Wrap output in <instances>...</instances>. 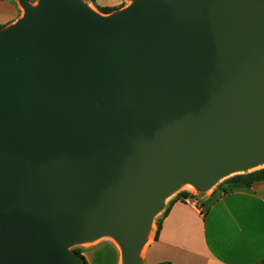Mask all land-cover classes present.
I'll list each match as a JSON object with an SVG mask.
<instances>
[{"label":"water","instance_id":"95a60500","mask_svg":"<svg viewBox=\"0 0 264 264\" xmlns=\"http://www.w3.org/2000/svg\"><path fill=\"white\" fill-rule=\"evenodd\" d=\"M0 27V264H123L166 199L264 164V0H20ZM254 171V170H252Z\"/></svg>","mask_w":264,"mask_h":264},{"label":"crops","instance_id":"0c3cea01","mask_svg":"<svg viewBox=\"0 0 264 264\" xmlns=\"http://www.w3.org/2000/svg\"><path fill=\"white\" fill-rule=\"evenodd\" d=\"M83 1L92 7H116L125 0ZM19 14L15 0H0V26ZM144 246L141 264H258L264 258V181L173 198Z\"/></svg>","mask_w":264,"mask_h":264},{"label":"rangeland","instance_id":"374dc122","mask_svg":"<svg viewBox=\"0 0 264 264\" xmlns=\"http://www.w3.org/2000/svg\"><path fill=\"white\" fill-rule=\"evenodd\" d=\"M27 1H29L33 5H36V4H38V2L40 0H27ZM134 1L135 0H125L121 5H122V7H126V6H129L130 4H132ZM15 2L19 6L20 14H19L18 18H20L24 14V8H23L20 0H15ZM93 8L100 11L97 7H93ZM101 13H104V12H101ZM263 167H264V164H262L256 168H252V169L248 170L247 172H250L252 170H257V169H260ZM241 173H246V172L239 171V172H234V173H231L229 175H226L225 177L221 178L215 185H213L211 188H208V189H198L194 185H193L194 187L189 186V185L182 186L181 188L178 189L177 192L173 193L172 195H170L166 199L165 208L155 217V219L151 225V229H154L156 227L157 221L159 220L162 213L167 208L169 202L171 200H173V198H175L178 193L190 192V193H192L193 197L195 195L199 196V195L204 194L205 192L212 190L216 187L219 188V186H221L224 181H226L227 179H229L230 177H232L236 174H241ZM76 248H82L84 250V255H85V252H89L88 256H89L92 264H123L121 248L118 246L115 238L112 236H108V235L101 236V237H98L94 240L85 241V242H82L79 244H75L71 247V250L74 251V249H76Z\"/></svg>","mask_w":264,"mask_h":264},{"label":"trees","instance_id":"16d2710c","mask_svg":"<svg viewBox=\"0 0 264 264\" xmlns=\"http://www.w3.org/2000/svg\"><path fill=\"white\" fill-rule=\"evenodd\" d=\"M96 7L101 12L110 13V12L114 11L115 9L121 8L122 5L116 6V7L98 6L97 5ZM0 27H2V26H0ZM257 181H264V167L257 169V170H254V171L236 174V175L230 177L229 179H227L226 181H224L222 183V185L219 187L222 188L224 192H228V191H231L237 187H249ZM192 196L193 195L190 192H180L177 194L176 197L185 198V197H192ZM170 202H169L168 206L170 205ZM165 211H167V208L165 209ZM74 251L79 256L83 257L87 261V263L89 264L88 260L86 259L85 255H84V250L82 248H76V249H74ZM158 264H174V263L169 262V261H164V262H160ZM258 264H264V258Z\"/></svg>","mask_w":264,"mask_h":264},{"label":"bare ground","instance_id":"6f19581e","mask_svg":"<svg viewBox=\"0 0 264 264\" xmlns=\"http://www.w3.org/2000/svg\"><path fill=\"white\" fill-rule=\"evenodd\" d=\"M257 167H259V166H257ZM256 168V167H255ZM185 185H189V186H193V184L192 183H186ZM194 187V186H193ZM116 240V239H115ZM116 243L118 244V246L120 247V244H119V242L116 240ZM144 247L145 246H143V248H142V250H141V253H143L144 252ZM121 248V247H120Z\"/></svg>","mask_w":264,"mask_h":264},{"label":"built area","instance_id":"2783aa9c","mask_svg":"<svg viewBox=\"0 0 264 264\" xmlns=\"http://www.w3.org/2000/svg\"><path fill=\"white\" fill-rule=\"evenodd\" d=\"M197 202H194V204H196Z\"/></svg>","mask_w":264,"mask_h":264}]
</instances>
